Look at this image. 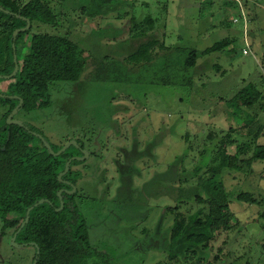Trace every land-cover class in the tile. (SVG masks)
I'll return each instance as SVG.
<instances>
[{
  "label": "rangeland",
  "instance_id": "374dc122",
  "mask_svg": "<svg viewBox=\"0 0 264 264\" xmlns=\"http://www.w3.org/2000/svg\"><path fill=\"white\" fill-rule=\"evenodd\" d=\"M105 1L52 0L63 15L59 26H33L31 35H68L89 62L78 81L55 85L50 107L19 109L15 120L34 127L53 150L77 142L63 153L84 158L71 163L73 174L64 181L77 188L73 205L87 228L89 248L78 264H170V208L177 197H193L190 186L198 177L191 172L190 142L234 125L224 102L245 83L264 86V0H237L231 7L224 0ZM91 2L93 15L81 10ZM133 16L156 19L152 36L166 45L149 64L122 61L148 40L129 35ZM226 38L231 43L223 50L202 55ZM193 50L198 64L186 69ZM7 85L0 79L2 93ZM204 161L197 165L205 169ZM255 170L248 177L227 171V191L264 198V162ZM232 210L256 242L264 239V205L236 202ZM12 239L0 220V264H33L36 249ZM221 241L199 264H216Z\"/></svg>",
  "mask_w": 264,
  "mask_h": 264
},
{
  "label": "trees",
  "instance_id": "16d2710c",
  "mask_svg": "<svg viewBox=\"0 0 264 264\" xmlns=\"http://www.w3.org/2000/svg\"><path fill=\"white\" fill-rule=\"evenodd\" d=\"M114 1L119 0H106L105 3ZM235 1L237 3V0H224V4L231 7ZM94 6L97 7L91 2L81 10L91 11L93 15ZM0 7L3 9L0 10V75L12 74L15 53L19 64L18 73L9 79V95L22 99L21 110L26 112L46 109L52 105L50 92L55 85L78 81L89 57L68 35H31L33 26H59L63 15L52 6V0H0ZM20 17L30 20L31 27L20 32L14 40V31L27 25ZM130 24L127 30L130 36L135 39L148 37V40L123 62L133 66L149 64L157 58L159 50L167 49L163 40L152 36L158 29L156 19L146 17L138 21L133 16ZM222 24L229 26L227 22ZM230 41L229 38L223 39L201 53L219 52ZM197 59L198 52L191 51L185 68H195ZM224 103L225 112L234 125L226 131L216 129V133L209 132L205 140L190 142L193 155L190 157L195 163L191 172L198 177L190 186L193 197H177L170 208L173 219L170 264L202 263L204 252H211L220 239L221 245L215 250L213 263L264 264V239L256 242L254 234L232 210L236 202L248 207L262 206L264 198L258 200L255 194L246 192L230 194L225 183V177L229 175L227 171L230 175L236 172L248 177L255 173L259 161L264 162L263 83H245L233 98ZM0 104L9 106L0 117V220L5 228L12 230L13 237L25 221L28 208L42 199L48 200L30 212V219L18 233L16 243H35L40 250L39 264H78L87 253L85 246L89 248V241L87 228L82 221L79 222L80 216L73 205L76 194H63L65 206L57 211L61 203L59 190L72 189L64 182L73 174L71 167L62 181L58 179L71 156L66 153L58 157L52 155L34 134L38 132L34 127L7 124V116L19 104V99L0 97ZM257 106L262 112L255 111ZM230 147L235 149L232 154L229 153ZM198 159L206 160L203 162L205 169L197 165Z\"/></svg>",
  "mask_w": 264,
  "mask_h": 264
},
{
  "label": "water",
  "instance_id": "95a60500",
  "mask_svg": "<svg viewBox=\"0 0 264 264\" xmlns=\"http://www.w3.org/2000/svg\"><path fill=\"white\" fill-rule=\"evenodd\" d=\"M0 10H3V9L0 7ZM4 12L9 13V11H6V10H4ZM18 17H19V16H18ZM20 18H22L23 20H25V21L27 22V25H26L24 28H20V29H17V30L14 31V34H13L14 40H16V38H17V36H18V34H19L20 32H25V31H27V30L31 27V22H30V20H28L27 18H24V17H20ZM15 47H16L15 44H13L14 52H15ZM14 61H15V69H14V71L12 72V74H10V75H5V76H1V75H0V79H11V78H13V77L18 73V71H19V64H18V60H17V55H16V53H15V55H14ZM12 98L19 99V104H18V106L12 111V113L9 115V117H8V124H16V125H19V126H23V124H22L20 121L13 120V117H14L15 114L18 112L19 108L22 106V104H23V100L20 99L18 96H13ZM34 134H35L36 136H38V137L42 140V142L44 143V146L49 150V152H50L52 155H54V156H56V157L60 156V155H61L63 152H65V151H66L71 145L77 146V142H75V141L68 142V143H67L65 146H63L59 151L55 152V151L51 148V146H50L47 142H45V140H44V138H43L42 135H40V134H38V133H34ZM84 153L86 154V152H84ZM83 159H84V158L73 157V158H71L70 160H68V162L66 163V166H65V170H64L62 173L59 174L58 179H59L60 181H62V177L68 173V171H69V169H70V165H71V163H72L74 160H83ZM64 191H65V190H60V191L58 192V196H59V198H60V200H61L60 208L58 209V211H61V210L64 208V201H63V196H62V194H63ZM65 192H66L67 194H69V195H72L73 193L76 192V187L73 186V189H72L71 191H65ZM45 202H48V200H46V199H42V200H40L37 204H35V205L31 206L30 208H28L27 213H26L25 221L22 223L21 228H20V229L15 233V235L13 236L12 241H13V244H14L15 246H18V244L16 243V238H17L18 233L21 231V229L26 225V223H27V222L29 221V219H30V212H31L36 206H38V205H40V204H43V203H45ZM31 244L34 245V243H31ZM38 253H39V250H38ZM34 264H37V261H36V260H35ZM197 264H199V262H197Z\"/></svg>",
  "mask_w": 264,
  "mask_h": 264
},
{
  "label": "flooded vegetation",
  "instance_id": "af4514ba",
  "mask_svg": "<svg viewBox=\"0 0 264 264\" xmlns=\"http://www.w3.org/2000/svg\"><path fill=\"white\" fill-rule=\"evenodd\" d=\"M6 80H8V85L4 87V93H2V92L0 91V92H1L0 97H2V98H6V97H7V98H12V96L9 95V89H8V86L10 85V81H9V79H6ZM4 81H5V79H4ZM5 89H6V90H5ZM14 99H15V98H14ZM22 105H23V104H22ZM17 106H18V105H17ZM17 106H16V107H17ZM16 107H15V108H16ZM15 108H14V109H15ZM21 108H22V106H21L19 109H21ZM8 109H9V106H3V105L0 104V117L2 116L3 113L7 112ZM14 109H13V110H14ZM13 110H12V111H13ZM1 112H2V114H1ZM11 113H12V112H11ZM11 113H10V114H11ZM10 114H9V115H10ZM16 114H17V113H16ZM16 114H15V115H16ZM9 115L7 116V120H6L7 124H8V117H9ZM15 119H16V118H15V116H14V117H13V120H15ZM16 121H17V120H16ZM9 125H10V124H9ZM63 145H64V144H63ZM62 147H63V146H62ZM69 160H70V159H69ZM67 162H68V161H67ZM70 167H71V166H70ZM69 170H70V169H69ZM68 172H69V171H68ZM64 176H65V175H64ZM65 183H67L68 185H70V186L72 187V189H73V186H75V185H73V184H71V183H69V182H65ZM72 189H71V190H72ZM61 190L71 191V190H67V189H61ZM59 191H60V190H59ZM65 191L63 192V194H67ZM63 194H62V196H63ZM73 194H78V192H77V188H76V192L73 193ZM73 194H72V195H73ZM63 201H64V200H63ZM60 202H61V200H60ZM60 204H61V203H60ZM64 206H65V204H64ZM59 208H60V207H59ZM57 211H58V209H57ZM20 228H21V227H20ZM14 235H15V234H14ZM31 243H33V242H30V243H24V244H21V245L18 244V247H19V246H33V247L36 249V251H37V254H36L37 256H36V258H35L33 261L35 262V260H36V261H37V264H39V263H38V258H37L38 255H39V253H40L39 247H38L35 243H34V245H32ZM38 250H39V253H38ZM34 262H33V264H34Z\"/></svg>",
  "mask_w": 264,
  "mask_h": 264
},
{
  "label": "built area",
  "instance_id": "2783aa9c",
  "mask_svg": "<svg viewBox=\"0 0 264 264\" xmlns=\"http://www.w3.org/2000/svg\"><path fill=\"white\" fill-rule=\"evenodd\" d=\"M237 21V20H236ZM245 54H247V51H244Z\"/></svg>",
  "mask_w": 264,
  "mask_h": 264
}]
</instances>
